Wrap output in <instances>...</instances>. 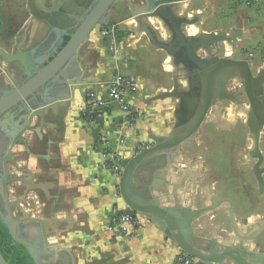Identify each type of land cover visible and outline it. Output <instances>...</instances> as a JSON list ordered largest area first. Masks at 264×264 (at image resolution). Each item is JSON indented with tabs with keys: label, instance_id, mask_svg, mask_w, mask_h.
Returning <instances> with one entry per match:
<instances>
[{
	"label": "water",
	"instance_id": "1",
	"mask_svg": "<svg viewBox=\"0 0 264 264\" xmlns=\"http://www.w3.org/2000/svg\"><path fill=\"white\" fill-rule=\"evenodd\" d=\"M187 2L156 0L149 10L135 13L131 0H45L48 6L43 10H38L33 0H28L31 14L39 22L38 34L26 42L19 38L9 52L0 49L1 61L17 63L23 70L17 79L12 77L6 82L10 88L0 87V138L4 145L0 171L4 213L0 211V223L34 264L47 260L56 262V251L51 250L53 244L48 241L44 222L25 214L24 208L28 211L34 208L29 207L26 199L35 188L29 185L30 177L24 179L10 175V167L29 175L17 165L12 155L19 148L29 155L27 136L36 137L49 117L57 116L62 107L74 100L75 92L80 99H85L83 81L87 72L78 65L77 53L88 35L105 23L108 10L117 3L128 7L135 24L134 32L144 35L153 49L164 52L173 68L171 88L158 91L143 102L148 105L166 99L176 101L172 111L173 126L169 132L164 136L148 135L152 143L150 147L119 160L121 174L117 189L125 206L124 212L147 219L175 247L199 264H264V250L252 252L245 248L264 232V216L256 218L249 230L243 223V233L235 221L234 204L230 200H217L212 195L208 207L191 209L182 206L176 200L177 187L164 177L166 168L173 163L172 155H178L184 142L197 137L216 104L244 105L247 107L244 124L252 140L247 156L254 161L251 172L258 193L264 197L263 155L259 146L264 129V65L253 73L249 60L233 59L238 42L250 35L240 27H232L228 32H204L202 20L210 16L207 9L191 15H176V9ZM148 19L158 21L167 32V39L159 38ZM191 26L197 27L198 33L186 35L185 30ZM220 43L229 46L228 55H217L215 46ZM232 80L238 81L247 105L228 88ZM180 82H185L186 89L181 88ZM165 185L174 189L171 207L160 204V198L167 194ZM20 192V198L10 199L11 193L19 195ZM224 203L228 204L232 240L218 241L196 235L194 222ZM0 264H8L1 254Z\"/></svg>",
	"mask_w": 264,
	"mask_h": 264
},
{
	"label": "crops",
	"instance_id": "2",
	"mask_svg": "<svg viewBox=\"0 0 264 264\" xmlns=\"http://www.w3.org/2000/svg\"><path fill=\"white\" fill-rule=\"evenodd\" d=\"M33 3L38 10L48 6L45 0H33ZM125 11L128 12V7L124 3H117L108 10L102 26L116 27L113 39L101 37V26H98L77 53L78 65L87 72L83 81L84 96L92 92L97 99L108 102L105 115L94 123L85 113V99H80L75 92L74 100L62 107L57 116L49 117L36 137L27 136L30 154L26 155L19 148L12 155L29 175L11 167L10 175L30 177L29 185L35 188L26 199L29 207L34 208L32 211L24 208L25 214L44 222L48 241L53 244L51 250L56 251V264H174L180 251L143 217L138 225L119 228L113 227L110 219L112 207L123 211L125 206L118 194V177L111 171L110 159L106 156L112 153L119 161L150 147L148 135L164 136L173 126L172 111L176 105L173 99L148 105L143 102L158 91L171 88L167 75L170 71L166 69L168 57L163 60L162 51L153 49L144 35L134 32L132 19L122 16ZM38 27V20L28 8V0H3L0 49L9 52L19 38L26 42L36 37ZM257 37L258 34L253 38ZM109 45H113L118 58L113 59ZM22 72L17 63L6 64L0 60V87L10 88L6 82L12 77L17 79ZM114 75L132 79L133 89L127 102L141 113L140 120L121 130L116 123H120L124 115L108 95L107 83ZM199 136L200 130L195 139L180 146L164 175L177 187L178 203L191 209L202 208V185L208 193L218 186V179L212 173L214 165L210 161L201 162L200 152H195ZM123 137L124 142L119 141ZM165 188L167 194L160 198V204L171 207L174 189L168 185ZM20 196L21 192L19 195L11 193L10 199ZM211 196L208 194L206 200L210 202ZM221 205L194 222L196 235L221 241L220 231L209 224L221 214ZM226 215L228 217V213ZM234 216L236 221V208ZM253 220H248V227Z\"/></svg>",
	"mask_w": 264,
	"mask_h": 264
},
{
	"label": "rangeland",
	"instance_id": "3",
	"mask_svg": "<svg viewBox=\"0 0 264 264\" xmlns=\"http://www.w3.org/2000/svg\"><path fill=\"white\" fill-rule=\"evenodd\" d=\"M184 8L185 15H191L194 11L202 12L205 9L210 11V16L202 20L204 32L216 30L228 32L235 26L243 28L250 35L238 42L232 54L233 59L249 60L252 63L253 73L264 65V0H188ZM122 16L129 19L127 11ZM256 34L258 37L253 38ZM228 50L230 53V48L225 43L215 46V52L220 57L227 54ZM162 56L163 60L167 58L164 52ZM167 75L171 79V72ZM228 88L236 92L247 105L243 90L237 80L230 81ZM227 108L234 111L238 109L234 104L225 106L221 103L216 104L210 110L200 129L201 137L199 136L200 140L195 152H200L201 162L210 161L214 165L212 173L218 179L217 189L213 188L212 193L204 189L206 186H201V196L204 202L200 204L202 208L211 205L209 200H206L208 194L214 195L218 200H230L234 204V209L236 208V222L239 230L245 233L243 223L248 226L249 219H254L252 222L254 224L256 218L264 216V197L258 193L256 179L251 172L254 161L247 156L252 140L244 124L245 116L237 117L227 127L224 125ZM190 143L192 142H187L189 145ZM260 150L264 167V132L261 134ZM227 207V203L222 204L221 214L212 218L209 224L220 231L218 237L221 241L230 242L233 233L226 215ZM196 224L200 225L199 222ZM245 248L252 252L264 250V232L251 243H247Z\"/></svg>",
	"mask_w": 264,
	"mask_h": 264
},
{
	"label": "built area",
	"instance_id": "4",
	"mask_svg": "<svg viewBox=\"0 0 264 264\" xmlns=\"http://www.w3.org/2000/svg\"><path fill=\"white\" fill-rule=\"evenodd\" d=\"M116 27L110 26L104 28L100 27V35L105 39H113L115 37ZM109 50L113 52V59L119 57L118 53L114 50L113 45H109ZM108 86V95L110 100L117 102L121 112L124 117L120 123H116V127L119 130L123 127L132 126L136 121L141 119V113L134 107L128 104V98L131 95L133 89V81L130 78H124L119 75H114L107 83ZM85 113L91 117L94 123H97L106 112L108 102L97 99L94 93L86 92L85 93ZM119 141L124 142V137L120 138ZM110 159V169L114 175L118 178L121 174V168L119 166V161L114 158L112 153H109L106 156ZM141 217L138 214L127 213L120 211L117 207H112L110 211V219L112 220V226L120 227L123 225H138L139 219ZM174 264H199L196 259L188 257L182 251H179L178 256L174 259Z\"/></svg>",
	"mask_w": 264,
	"mask_h": 264
},
{
	"label": "bare ground",
	"instance_id": "5",
	"mask_svg": "<svg viewBox=\"0 0 264 264\" xmlns=\"http://www.w3.org/2000/svg\"><path fill=\"white\" fill-rule=\"evenodd\" d=\"M176 15H179V16H183L185 14V8H184V5H181L180 7H178V9H176L175 11ZM147 22L154 28V30H156L158 32V36L160 39L162 40H165L167 39V32L159 25L158 21L156 19H148ZM196 33H198V28L195 27V26H191L190 28H188L187 30H185V34L186 35H195ZM228 52L227 55L229 54V50L226 51ZM166 69L170 72L173 71V68L170 64V58L168 57L167 58V61H166ZM180 86L182 89H186V85H185V82H180ZM231 107V106H230ZM234 107V106H233ZM232 107V108H233ZM247 111V107L246 106H239L237 110H232L231 108H227L226 109V120H225V123L224 125L228 127V125H230L232 122H234V120L239 117V116H245V113ZM218 115V114H217ZM220 118V117H218ZM214 121V120H213ZM254 225V224H252ZM249 226L247 228V230H249L251 227Z\"/></svg>",
	"mask_w": 264,
	"mask_h": 264
},
{
	"label": "trees",
	"instance_id": "6",
	"mask_svg": "<svg viewBox=\"0 0 264 264\" xmlns=\"http://www.w3.org/2000/svg\"><path fill=\"white\" fill-rule=\"evenodd\" d=\"M4 230L8 238L12 239V237L8 234V230L0 223V254L2 255L3 259L8 264H33L29 255L21 245H18V247H13L10 244H7L4 246V248L1 247L3 245V237H1V234H3L2 232Z\"/></svg>",
	"mask_w": 264,
	"mask_h": 264
},
{
	"label": "flooded vegetation",
	"instance_id": "7",
	"mask_svg": "<svg viewBox=\"0 0 264 264\" xmlns=\"http://www.w3.org/2000/svg\"><path fill=\"white\" fill-rule=\"evenodd\" d=\"M156 0H131L132 5H133V11L135 13H138L137 11L144 9L145 11L149 10V7L151 6V3ZM3 4V0H0V9L1 6ZM128 14L129 17L131 18L130 12L128 10ZM149 15V14H146ZM4 145L1 142V138H0V171L2 168V164L4 161ZM0 211L4 213V209H3V203H2V199L0 197ZM3 234H1V237H3V245L1 246L2 248H4L5 245L10 244L13 247H18V243H15V241L11 238H8V236L6 235L5 230L2 232ZM33 262V261H32ZM34 264V263H33ZM42 264H56V262L52 261V260H47V262H42Z\"/></svg>",
	"mask_w": 264,
	"mask_h": 264
}]
</instances>
